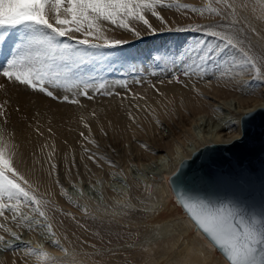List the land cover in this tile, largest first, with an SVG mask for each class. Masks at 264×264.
Returning <instances> with one entry per match:
<instances>
[{"label": "bare ground", "instance_id": "6f19581e", "mask_svg": "<svg viewBox=\"0 0 264 264\" xmlns=\"http://www.w3.org/2000/svg\"><path fill=\"white\" fill-rule=\"evenodd\" d=\"M203 3H204L203 4L204 11L201 14L202 16L200 20L198 19L188 25L183 24L182 26H179V27H172L171 28L172 32L169 31L170 30L169 28L158 25L154 16H152L151 13L149 12V13H146L145 15H146V18H148L149 23L152 25V27L156 29L155 33H151L148 30V28L142 22H139V21L132 22V26L135 27L140 32L139 38L134 36L132 33L126 32L123 30H116L114 32L109 33V35L112 36L113 38H118V39L127 41V43L123 44L119 48H116L110 51V52H115L116 54V59L114 60L116 65L120 68L121 66H123L124 70L126 71H131L133 69L137 71L136 74H131L126 77L117 76V75L105 77L104 80L107 82L108 90L113 93L119 92L120 95H112V96L97 95L95 96L94 100L84 99L83 97L74 95L73 98L81 100V103L79 105H75L72 103H65L63 101H60V102L52 101L42 96L43 95L42 93H37L34 91L30 92L26 90L24 87H20L14 84H9V83L6 84L5 86L7 88L6 90L4 89L5 91L3 90V88H0V104H5V101H7V103L5 104V107L7 110L6 111L7 118L0 120V132L6 133L7 135L5 138L9 139L10 143L14 145V150H15L14 159L16 162V166L18 167L19 171L23 174L27 173L29 175V173H31V174L38 176L36 173L40 171L39 167H41L42 165L40 161L41 157L42 156L44 157V154H45L47 158V155L52 153L53 150L62 149L64 138H68V137L72 138L74 136V133H76L77 131L73 132L72 131L73 128L70 131H68V129L64 130V127H68L70 124L72 127L77 126L76 122L79 120L80 117L77 119V121H75V119L79 115H83V116L85 115L84 117L85 119L86 115L90 116L91 113L96 112L97 114L96 117H97L98 122L111 123V124H105V125H110L111 128L113 127L112 130H114L115 126L122 125L124 117L126 116V115L122 116L124 112L121 113L124 108L126 109L125 104L123 105V102L134 98L135 107L137 104H141L143 102L144 103L146 102L145 104L149 103L150 105H152L153 108L155 109V112L153 111L155 114L154 113L152 114L149 109L145 110L146 107H144L143 110H145L146 112H148L149 110L150 112L148 113H151V114H148V113L146 114L145 111L144 113L147 116L149 115H152L154 117L157 116L156 118H159V119H156V118L155 119L157 121L160 120L158 122L161 124V128H162L160 133L158 134V136L153 138L154 143L150 145V148L147 150L145 148L146 153L144 151V155L148 157V160L152 159L153 160L152 162H157L158 170H159L158 172L159 178L158 179L153 178L147 175L146 173H144L143 177H138V178L129 177L128 187H122V189H120L122 192L121 195L123 197V200L121 201V203H123V206L117 207V208H116V205L115 207H109V205L107 204L108 202H106L107 199L104 201L99 198H88V197L84 198V200H86L84 202L85 203L84 206L83 205L78 206V205H75V203L65 199V197L63 196L64 193L61 192L63 190H61L62 188L60 187V183H56V185H54V184H51V183L49 184L46 182L42 184L43 189H41L40 187V191L43 190L44 192L45 190L54 199L59 200L63 203H67V205L69 206L71 205L73 208H76L80 211L91 210L90 216L92 217L94 216L97 219L91 224L88 222L87 223L85 222V225L83 226L80 223H76L74 221L75 219L72 220L71 217L66 216L67 214L65 215V214L59 213L51 205L47 203L43 204L46 208V211L44 213L48 212L47 215L48 214L50 215L49 217L52 219V222L54 225L53 227H55L54 229H56L57 231L58 237L56 238V241L63 243L65 246L74 248V251L76 252L74 255L76 258L78 257L79 259L81 260L83 259L87 261V263L89 262L91 264H160L162 260H164V264H225V258L223 255H222L223 257L221 258L213 257V253L215 252L216 247L203 234V232L195 226L194 222L188 216L184 218L180 217L177 221H173L172 223H167L165 225H155V226L152 225L155 229L154 232H152L150 230V227H148L147 225L139 224L140 222H143V220L146 217L153 216L154 214H156L158 211L162 210L169 204L171 197L173 195L172 190L170 188V184H169V176L175 170V168L177 167V165L182 159L189 157L196 149H198L199 147L205 144L229 142L233 140L234 138H237L241 133V127H240L241 115L247 111H251L255 108L264 106V82L262 83V78L259 77L260 75L255 74L254 72L255 69H252V71H250L251 69L248 70L247 68H244L243 71H241L238 68L236 69V71H233L234 78L229 79L227 75H226L227 78L224 76L221 77L217 75L215 72L217 70L214 68L211 69L212 67H209L206 71H203V72H196L191 77H184L182 75L184 68L179 66L178 61H177L176 68L173 67V64L171 61L175 57L179 56L183 60H188L189 56H191L194 52L205 49L209 45L216 46L217 44H219L221 49L222 47L225 46V43H221V41L215 37H211L210 35H205L204 34L205 32H208V33L217 32L220 36H226V33H227L226 30L227 31L229 30L230 32L235 31V28H236L235 23L240 18L241 15L256 14L262 17L264 14V0H203ZM249 20L250 19H248V21ZM245 21H247V19ZM186 26L187 27L194 26L195 28H198V29L199 28L202 29L205 26L206 27L210 26V27L207 28L206 30L204 29L203 32H200V31H196V32L180 31L179 32L177 30V29H183V28L187 29L185 28ZM219 26L222 27L221 28L222 30L219 29L220 28ZM174 30L178 31L179 33H174ZM257 33H260V31H257ZM148 37H150V39H147ZM135 42H136V46L133 47L132 44ZM224 48H226V46ZM226 53L224 54L226 55ZM216 61L217 60L214 57L213 63H216ZM217 62L220 63L219 61ZM220 66L218 65V67ZM248 72H251V73H248ZM252 72L253 74H255L254 75L255 79L245 77L247 74H252ZM256 73H258V71ZM175 77L180 78L179 82H176ZM137 81H143V82L137 83ZM169 81H172V82H169ZM0 82H2V79H0ZM241 82H251V83L253 82V84H251L252 86L249 87V89L245 88L241 93L239 92V94H237L235 92H237L238 89L240 88L239 86ZM153 85H155V88H153ZM111 89H114V90H111ZM157 89L159 90V92H157ZM131 93H136V96L133 97ZM65 94H68L67 91L62 92L61 95H65ZM233 94H237L236 99L239 103L246 104L250 102L251 104L245 107L242 106V108L240 107L238 110H235L233 112V117H231L230 119L228 120L223 119L221 121H217L216 124L214 126L212 125L213 127L207 130L206 132L194 133L191 130L192 129L191 125L193 123L213 122L214 118H217L218 111L226 106V100L224 101L223 98L225 99V97L228 96V99H229L230 98L229 95L232 96ZM141 96L144 98L141 99L140 98ZM121 97H125V98L121 99ZM233 101H236V100H232V102ZM94 103L95 105L93 106L92 109H90ZM229 104L231 103L229 102ZM128 107H131V106H128ZM92 110H94V112ZM138 112H141V111H138ZM124 114H127V113H124ZM138 114L141 115V113H138ZM137 115H133V116L136 117ZM143 115L141 116L143 117ZM81 120L78 121L79 124ZM125 120L127 122L129 121L127 119ZM126 121L125 123H127ZM135 121H137V119ZM88 122L90 123L92 121L88 120ZM82 123L83 122L81 121V124ZM92 123L94 124V122ZM133 123L135 124L137 122H133ZM141 123L143 124L144 122H141ZM158 123L155 125L160 126V124ZM79 124L78 126H80ZM150 124L151 123H149V125ZM149 125L145 127L146 131H149L150 129L151 131L149 132H154L155 130L152 129L153 127L149 128L148 127ZM122 126H124V124ZM136 126L137 125H135L134 127ZM137 127L140 128L139 125ZM77 128H80V127H77ZM133 128L131 129L129 128L128 130H132ZM81 129H82V126H81ZM87 131H90V130L88 129ZM92 132H94V130ZM137 132L140 133L138 130H136V133ZM110 133H112V131H110ZM138 133H137V136L139 135V137H142L141 133L140 134ZM91 134H95V133H91ZM175 134L183 135L187 139L191 138V143L185 144L183 142L179 146L177 145L174 148L171 147V144L169 142H170V139L172 140L171 137H173V135ZM101 135L103 136V134H100V137H102ZM151 135H153V133ZM89 136H87L89 139L87 140L86 143L93 142L94 140H96L94 139L93 141H90V138L93 135L91 137ZM146 136L144 135V137ZM71 138H69V140ZM133 138L134 136L132 137V139ZM127 139L125 138V140ZM69 140L67 141L69 142ZM77 141H74V143ZM123 141L124 140H122L121 142ZM107 142L105 144H107ZM142 142H143V139H142ZM150 142H152L151 139H150ZM72 145L73 143L71 144V146ZM91 145L93 144L91 143ZM136 145L138 147V144ZM131 150H132V146H131ZM127 153L125 154V156L128 155ZM53 155L52 156L50 155L51 159H48L49 162L50 160H52ZM86 156L88 157L89 155H86ZM78 158H77V161H78ZM54 161H57V159ZM108 163L110 164V161L107 162V164ZM50 164L52 166V161ZM82 166L84 167V163ZM90 168H93V167H90ZM51 169L53 170V168ZM76 169H78V167ZM46 172H47V169H46ZM55 174L56 173L54 171L53 175ZM47 175H48V172H47ZM33 177L34 176L32 175V178ZM66 177L67 176H65L64 178L66 179ZM96 177H97V174H96ZM96 177H94V180H97L99 184L105 187V178L103 174L99 175L97 178ZM32 178H30V180ZM51 179L49 178L48 180H51ZM66 180H69V179H66ZM58 182H61V181H58ZM36 186L38 187V185ZM107 191H108V187L106 189V192ZM65 193H68V192L65 191ZM142 193L148 195V200H147L148 202L142 205L144 206L145 209H142L140 207L139 208L129 207L130 203L128 202V197L130 195H137V194L142 195ZM41 194L43 195L44 193H41ZM114 201L113 202L110 201V202L114 205L116 204L114 203ZM61 206L63 205L61 204ZM26 207H29V206H26ZM65 208H69V207L67 206ZM16 214L17 213H15V215ZM69 215H72V213ZM18 217H20V215ZM17 218H14V219L16 220ZM85 218L87 217L85 216ZM192 231L193 232L195 231L193 237L191 239H186L188 233ZM49 235L50 234H48V236ZM106 241L114 242V245H112L114 246V248L112 249L114 250L113 252H111V250L109 252V245L107 246ZM30 244H28L27 242L15 241V242H12L10 244L11 247L7 249H5V246H3V249L1 248L2 250L1 249L0 250L1 251L6 250V254L0 258V264H38L44 260H52L55 255L54 252H56V250L60 248V245L55 246L53 243H50L52 246H55V247L44 250V249H41V247L39 249V247H37L39 245L35 246L38 243H36L34 246ZM67 248L63 247L61 248V250L60 249L59 250L63 252L62 249L67 250ZM31 250H35L36 252H39L42 250V251H45L48 255L47 257H41L39 255H34V254H31ZM71 251L72 249L70 250V253ZM65 252L64 254H66ZM67 252L69 253V251ZM70 258H72V256ZM65 260L66 259H64V261L59 260L58 262L55 260L56 262L54 261L53 263H50V264H72L71 262H67ZM83 262L77 261V263L74 262V264H84Z\"/></svg>", "mask_w": 264, "mask_h": 264}, {"label": "snow or ice", "instance_id": "6c2138e0", "mask_svg": "<svg viewBox=\"0 0 264 264\" xmlns=\"http://www.w3.org/2000/svg\"><path fill=\"white\" fill-rule=\"evenodd\" d=\"M158 6L170 5H165L163 0H0V44L7 40L12 30L20 33L10 55L0 64V88L11 83L75 105H79L81 100L72 97L73 91L77 96L89 100H94L96 95H120L119 92L109 91L105 80L92 75V65L102 58V54L106 55L127 43L125 40L113 38L109 35L110 32L123 30L139 38L140 32L132 26L133 21H139L151 33H155L156 29L145 14L150 12L162 23H166L157 10ZM182 7L188 9L191 6ZM191 10L203 11L197 8ZM204 34L219 39L226 44V48L221 49L219 44L209 45L194 52L188 60L179 56L173 58V67L176 68L178 61L179 66L184 68V77H191L196 72L214 67V57L222 62L226 58L224 53L227 48H235L232 39L220 36L217 32ZM229 68H232V64ZM244 68L260 70L246 55L239 70L243 71ZM222 75H227L229 79L234 78L227 72ZM179 79L175 77L176 82ZM53 88L57 91H53ZM60 89H67L68 94L61 95ZM131 95L135 97L136 93ZM5 104H0V117L6 119ZM129 118L135 119L131 113ZM84 126L89 127L87 123ZM6 135L0 132V216L4 215L5 209L14 211L21 203L25 206L43 203L16 166L14 145L5 138ZM88 158L96 159L92 156ZM182 164L183 162L181 166ZM52 168L55 169L56 165L53 164ZM176 195L190 219L222 250L225 264H264V209L252 211L234 198L212 200L182 187H178ZM5 197L17 204L9 208L3 203ZM32 211L40 217H46L39 207H33ZM33 222L44 226L39 220L33 221L27 216L17 221L30 226ZM46 228L49 234L54 235L51 224H47ZM4 230L10 231L7 228ZM10 234L15 239H20L15 232ZM0 243L5 244V249L11 247L3 235H0ZM53 244L56 242L53 241ZM31 254L41 257L48 255L42 250H31Z\"/></svg>", "mask_w": 264, "mask_h": 264}, {"label": "rangeland", "instance_id": "374dc122", "mask_svg": "<svg viewBox=\"0 0 264 264\" xmlns=\"http://www.w3.org/2000/svg\"><path fill=\"white\" fill-rule=\"evenodd\" d=\"M180 2V3H179ZM163 3L165 5H170V6H165V7H160L158 6L157 7V10L161 13V15L164 17V20L166 21V23H162L160 20H158L156 17L155 20L157 21L158 25L162 26V27H167L169 28L170 32L171 31V28L172 27H179V26H182L183 24H191L193 23L194 21L196 20H200L201 18V14L203 13L204 11V3H203V0H163ZM183 3V4H182ZM187 3V4H186ZM189 5V6H192L190 7V9L188 8L187 10H185L182 6L183 5ZM179 5V6H178ZM182 5V6H181ZM195 5V6H194ZM192 8H197V9H203V11H192L191 9ZM181 13V14H180ZM190 16V17H189ZM169 17V18H168ZM189 17V18H188ZM242 18V19H241ZM247 19H250L252 21H245ZM257 19V20H256ZM261 19V20H260ZM244 20V22H243ZM256 20V21H255ZM241 21V22H240ZM261 23H260V22ZM238 22V23H237ZM236 28H235V31H227L226 30V38L228 39H232L233 40V43L235 44V48H228L226 50V55H225V60H223L222 62L219 61L220 63H218L216 61V64L214 67H212L211 69H216L217 71L216 74L221 76V77H226V75H222V73L224 72H227L229 73V75L231 74L232 76L234 75L233 74V71H236V69L239 68L240 65L243 64V61H244V56L246 55L250 60H252L253 63H255L258 67H259V71L258 73H256L257 71L255 70V74L257 75H260L259 77L262 78V83L264 82V14L262 17L256 15V14H243L240 16V18L236 21ZM238 24V25H237ZM247 24V25H246ZM250 24V25H248ZM240 25V26H239ZM253 26V27H252ZM220 27V26H219ZM217 27V28H219ZM187 29H191V30H187L186 32H196L198 28H195L194 26L192 27H185ZM209 27H203L202 29H207ZM222 27H220L219 29H221ZM184 29V28H183ZM193 29V30H192ZM200 29V28H199ZM244 29V30H243ZM22 32V30H20ZM257 31H260V33H257ZM180 32V31H179ZM178 31H175L174 30V33H179ZM200 32H203V31H200ZM262 33V34H261ZM20 33H18L16 30H12L11 31V34L8 36L7 40L3 43V44H0V64H3L6 60V58L10 55L11 51L13 50L14 48V45L17 43V40H18V36H19ZM240 35V36H239ZM151 36V35H150ZM262 36V37H261ZM147 39H150V37H148ZM133 47L136 46V42L132 44ZM226 46V44H225ZM224 46V47H225ZM224 47H222V49H225ZM230 53V54H229ZM229 54V55H228ZM263 56V57H262ZM116 59V54L115 52H109L108 54L104 55L102 54V58L99 59L95 64L92 65V68H91V73L92 75H96L97 76V79H102L104 80L106 76H123V77H126V76H129L131 74H136L137 71L135 69L131 70V71H126L124 70L123 66L118 67L116 65V63L114 62V60ZM235 61V62H234ZM240 61V62H239ZM234 62V63H233ZM239 62V63H238ZM158 63V62H157ZM232 64V68L230 69L229 68V65ZM236 64V65H234ZM218 65H222L220 67H218ZM224 65V66H223ZM234 66V67H233ZM236 67V68H235ZM208 69V68H207ZM226 69V70H225ZM249 70V68H247ZM222 70V71H220ZM252 71V69L250 70ZM231 72V73H230ZM248 73H251V72H248ZM253 74V72H252ZM247 74L245 77L247 78H251L253 79L255 76V74ZM229 78V77H228ZM255 79V78H254ZM252 81V80H251ZM11 84V83H9ZM253 84V82H241L240 83V88L238 89L237 94H239V92L241 93L245 88L246 89H249V87H251ZM249 85V86H247ZM247 86V87H246ZM20 87H24V86H20ZM6 86L5 88H3V90L5 89L6 90ZM25 88V87H24ZM26 90L28 91H32L31 89H28V88H25ZM4 90V91H5ZM53 91H57V89L53 88L52 89ZM111 90H114V89H111ZM60 94H62V92H65L67 91L68 93V90L67 89H60ZM33 92V91H32ZM35 92V91H34ZM37 93H40V92H37ZM93 93H95V89H93ZM43 94V93H42ZM237 94H233L232 96L229 95V98L228 99V96L225 97V99L223 98V100L225 101L226 100V106L222 109H220L218 111V115H217V118H214V121L211 122V123H193L191 125V130L194 132V133H203V132H206L207 130L211 129L217 121H221V120H228L230 119L231 117H233V112L235 110H238L240 107L242 108L245 107V106H249L251 103H246V104H241L237 101ZM72 97L74 95H76V92L73 91L71 93ZM52 101H55V102H60L61 100H56V99H53V98H49L47 97L46 95H42ZM97 96V95H96ZM235 99H234V98ZM227 98V99H226ZM133 100V101H132ZM231 100V101H230ZM232 100H236V101H233ZM99 101V100H98ZM97 101V102H98ZM126 102V103H125ZM135 99L132 98V99H129L127 101H124L123 102V105L125 104V107L126 109L124 108L123 111L121 113H127V114H122V116H125L124 117V120L127 119L129 120L127 123H125V121L123 120V123L122 125L124 124V126L122 125H117L115 126L114 130H112V128L110 127V125H105V124H111V123H101V122H98L97 120V114L96 112H94V110H92L94 112V115L93 113H91L90 116H87L86 115V118L84 119L85 115H79L77 116V118L75 119V121H77V119L79 118V120H81L83 123H87L88 120L89 121H92L94 122V124L92 122H88L87 124L89 125V128L88 127H85L84 125L85 124H81V121H80V124L78 123V121L76 122L77 126H71V124L68 126V127H64V130L68 129V131L72 130L73 128V132L74 131H77L76 133H74V136L71 138V137H68V138H64V143L62 145V149H58V150H53L52 153L48 154L47 155V158H46V155L44 154V157L42 156L41 157V167H39V172L36 173L38 176L34 175V174H31L29 173V175L27 173H24L25 177L27 178L28 177V181L29 183L31 184L32 186V189L35 190V193L38 197H40L39 199H43V203L41 205H28L29 207H26L23 203L19 204V207L14 210V211H10L8 209H5L4 210V215L2 217H0L2 221H0V225H2V227H0V235H3L5 237V241L7 242V244H11L12 242H15V241H22V242H27L28 244L34 246L36 243L35 246L41 247V249H44V250H47V249H51L52 247H55L57 245H60V248H58L56 250L55 255L53 257L52 260H44L38 264H50V263H53L55 260L58 262L59 260L60 261H64V259H66L65 261L67 262H71L72 264L77 263V261L79 262H83L84 264H91V263H87V261L85 260H81L79 259L78 257L76 258L75 257V251H74V248H71V247H68V246H65L63 243H60L58 241H56V238L58 237L57 235V231L56 229H54L55 227H53V222H52V219L49 217L50 215L46 212V217H40L38 213H35L32 211V208L33 207H38L40 206V210L45 212L46 211V208L45 206L43 205L44 203L46 204H49L51 205L52 207H54L55 210H57L59 213H62V214H67L66 216H69L71 217L72 220H74L76 223H80L81 225H85V222L87 223H92L94 221H96L97 219L93 216H90V211L91 210H85V211H80L76 208H73L71 205H67V203H63L59 200H56L54 199L48 192H46L44 190H41L40 191V187L41 189L42 188V184L43 183H51V184H54L56 185V183H60V187L62 188L61 191L62 193H64V197L66 200L68 201H71L73 203H75V205H78V206H84V202L86 200H84L85 197H88V198H99L101 200H106V202H108L107 204L109 205V207H115L116 205V208L117 207H121L123 206V203H121V201L123 200V197H122V192L120 189H122V187H128L129 185V177L130 178H138V177H143L144 176V173H146L147 175L153 177V178H159L158 177V165H157V162H152L153 160L149 159L148 160V157L146 155H144V151L146 153V150L150 148V145H152L154 143V140L153 138H155L156 136H158V134L160 133L161 131V124L158 123L160 120H156V119H159V118H156L157 116H152V115H149L147 116L146 114L148 112L151 111V113L153 114L155 112V109L153 108L152 105H150L149 103L145 104L144 102V105L143 103L141 104H137L136 107H135ZM229 102L231 104H229ZM237 102V103H236ZM137 103V102H136ZM234 103V104H233ZM89 104V103H88ZM134 104V106H133ZM239 104V105H238ZM95 105V103L91 106L90 109L93 108V106ZM127 105V106H126ZM148 105V106H147ZM229 105V106H228ZM237 105V106H236ZM241 105V106H240ZM128 106H131V107H128ZM138 106V107H137ZM232 106V107H230ZM89 107V106H88ZM145 108V110L149 109L148 112H146L145 110H143ZM151 109H150V108ZM236 107V108H235ZM17 108V107H16ZM130 110H129V109ZM134 108V109H133ZM232 108V109H231ZM234 108V109H233ZM137 109V110H136ZM142 109V110H141ZM134 110V111H133ZM131 111V112H130ZM137 111V112H136ZM138 111H141V112H138ZM145 111V113H144ZM154 111V112H153ZM135 112V114H134ZM129 113H131V115H137L138 113H141V115H143V117L138 114L134 120L132 119H128L129 117ZM133 113V114H132ZM151 113H148V114H151ZM90 114V113H89ZM155 114V113H154ZM128 115V117H127ZM140 115V117H139ZM92 116V117H91ZM7 117V116H6ZM89 117V118H88ZM96 117V118H95ZM148 117V118H147ZM154 117V118H153ZM88 118V120H87ZM91 118V119H90ZM93 118V120H92ZM141 118V120H140ZM147 118V119H146ZM156 118V119H155ZM5 118H2L0 117V120H3ZM97 121H96V120ZM137 119V121H135ZM150 119V120H149ZM153 123H152V121ZM139 120V121H138ZM96 121V123H95ZM144 122L143 124L141 122ZM151 121V122H149ZM132 122V123H130ZM133 122H137V123H133ZM156 122V123H155ZM140 123V124H139ZM149 125V123H151L148 127H153L152 129H154L156 131L154 132H149L151 131L149 129V131H146V128L147 125ZM160 124L159 125H155V124ZM78 124L80 126H78ZM99 124V126H98ZM145 124V125H144ZM127 125V126H126ZM133 125V126H132ZM135 125H139V127H134ZM209 125V126H208ZM213 125V126H212ZM81 126H82V129H81ZM142 126V127H141ZM159 126V128H158ZM77 127H80V128H76ZM104 127V128H103ZM117 127V128H116ZM121 127V128H120ZM137 128L136 130H138L140 133H141V136L142 137H139V135L137 136V133H136V130L133 128L132 130H128L129 128ZM71 128V129H69ZM90 131H87L88 129ZM94 132H92L93 130ZM157 128V129H156ZM208 128V129H207ZM107 129V130H106ZM118 129V130H117ZM145 129V130H144ZM159 129V130H158ZM80 130V131H79ZM81 130L82 132L85 134L81 137ZM85 130V131H83ZM120 130V131H119ZM124 130V131H123ZM127 132H126V131ZM134 130V131H133ZM141 130V131H140ZM100 131V132H99ZM107 131V132H106ZM110 131H112V133H110ZM115 133H114V132ZM117 131V132H116ZM119 131V132H118ZM132 133H131V132ZM145 131V133H144ZM81 132V133H80ZM121 132V134H120ZM91 133H95V134H91ZM98 133V134H97ZM103 134V139L102 137H100V134ZM119 133V134H118ZM135 133V135H134ZM138 133V134H140ZM149 133V134H147ZM153 133V135H151ZM155 133V134H154ZM90 136H89V135ZM97 134V135H96ZM106 134V135H105ZM127 134V135H125ZM130 134V135H129ZM132 134L134 136V138L132 139ZM91 137L92 135V140L90 138V141H93V142H87V140L89 139L87 136ZM116 135V136H114ZM125 135V136H124ZM144 135L146 137H144ZM128 136V137H127ZM131 136V137H129ZM152 136V137H151ZM154 136V137H153ZM176 136V137H175ZM183 135H178V134H175L173 135L172 140L170 139V144H171V147H176L177 145H181V143H185V144H190L191 143V138L187 139L185 138L184 136L182 137ZM100 137V138H98ZM118 137V138H117ZM121 137V138H119ZM129 138L127 140H125V138ZM136 137V138H135ZM139 137V138H138ZM69 138H71V142L69 140ZM83 138V139H82ZM85 138V139H84ZM176 138V139H175ZM74 139V140H73ZM76 139V140H75ZM79 139V140H78ZM136 139V140H135ZM140 139V140H139ZM142 139H143V142H142ZM150 139L152 142H150ZM69 140V142L67 141ZM78 140V141H77ZM81 140V141H80ZM108 142H107V141ZM119 140V141H118ZM122 140H124L123 142H121ZM129 140V141H128ZM139 140V141H138ZM74 141H77L74 143ZM97 144H96V142ZM101 141V142H100ZM128 141V142H127ZM85 142V143H84ZM99 142V143H98ZM107 142V144H105ZM115 142V143H113ZM118 142V143H117ZM130 142V143H129ZM134 142V143H133ZM137 142V143H136ZM147 142V143H146ZM151 144H149V143ZM73 143V145L71 146V144ZM82 143V144H79ZM90 143V144H89ZM91 143L93 145H91ZM124 143V144H123ZM126 143V144H125ZM142 143V144H141ZM66 144V145H65ZM87 146H85V145ZM96 144V145H95ZM138 144V147L137 145ZM175 144V145H174ZM70 145V147H69ZM83 145V146H82ZM149 145V146H148ZM67 146V147H66ZM78 146V147H76ZM81 148H80V147ZM91 146V147H90ZM98 146V147H97ZM124 146V147H123ZM128 146V148H127ZM131 146H132V150H131ZM135 146V147H134ZM144 146V147H142ZM90 147V149H89ZM101 147V148H100ZM130 147V149H129ZM137 147V148H136ZM71 150H70V149ZM78 148V149H77ZM86 148V150H85ZM88 148V149H87ZM136 148V150H135ZM144 148V149H143ZM146 148V150H145ZM70 151H69V150ZM140 149V150H139ZM142 149V150H141ZM82 150V151H80ZM84 150V151H83ZM90 150V151H89ZM129 150V151H128ZM134 150V151H133ZM125 151V152H124ZM128 151V153H127ZM56 152V153H54ZM60 152V153H59ZM64 152V153H63ZM67 152V153H66ZM81 152V153H80ZM83 153V154H82ZM128 154L127 156H125V154ZM131 153V154H130ZM135 153V154H134ZM140 153V154H139ZM143 153V154H142ZM55 154V155H53ZM70 154V155H69ZM75 154V155H74ZM77 154V155H76ZM134 154V156H133ZM137 154V155H136ZM143 156H142V155ZM53 155L52 157V160H50V162L48 161V159H51V156ZM69 155V156H68ZM75 157H74V156ZM86 155H89V156H92V157H95L96 159L95 160H92V159H89ZM101 155V156H100ZM123 155V157H122ZM57 156V157H56ZM60 156V157H59ZM85 156V157H84ZM125 156V157H124ZM131 156V157H130ZM145 156V157H144ZM64 157V158H63ZM80 159H79V158ZM122 157V158H121ZM133 157V158H132ZM138 157V158H137ZM46 160H45V159ZM69 158V159H68ZM73 158V159H72ZM75 158V159H74ZM77 158H78V161H77ZM107 158V159H105ZM57 159V161H54V160ZM84 159V160H82ZM110 159V160H109ZM112 159V160H111ZM124 159V160H123ZM69 160V161H68ZM81 160V161H80ZM90 160V161H89ZM106 160V161H105ZM110 161V164L107 162ZM122 160V161H121ZM136 160V161H135ZM146 160V161H145ZM51 161H52V165L55 164L56 165V168L53 169L55 171V175L54 174V171L51 169L52 166H51ZM61 161V162H59ZM47 162V164H46ZM49 162V163H48ZM54 162V163H53ZM59 164H58V163ZM72 162V163H70ZM118 162V163H117ZM148 162V163H147ZM68 163V164H66ZM84 163V167L82 166ZM106 163V164H105ZM138 163V165H137ZM154 163V164H153ZM50 164V165H49ZM89 164V165H88ZM105 164V165H104ZM147 164V165H146ZM67 165V166H66ZM74 165V166H73ZM96 167H95V166ZM99 165V166H98ZM103 165V166H102ZM108 165V166H107ZM44 169H43V167ZM62 166V168H61ZM107 166V167H105ZM126 166V167H125ZM72 167V168H71ZM78 167V169H76ZM90 167H93V168H90ZM96 169H95V168ZM99 167V168H98ZM139 167V168H138ZM47 169V172H48V175H47V172H46V169ZM49 168V169H48ZM59 168V169H58ZM82 168V169H81ZM84 168V169H83ZM115 169V170H114ZM120 169V170H119ZM122 169V170H121ZM60 170V171H59ZM85 170V171H84ZM89 170V172H88ZM97 170V171H96ZM52 171V172H51ZM57 171V172H56ZM84 171V172H82ZM95 171V172H93ZM43 172V173H42ZM126 172V174H125ZM45 173V174H44ZM61 173V174H60ZM87 173V174H86ZM124 173V174H123ZM45 177H44V175ZM88 176H86V175ZM95 174V176H94ZM96 174H97V177L101 174H103L104 178H105V187L107 189L108 187V191L106 192V189L105 187H103L101 184H99L97 182V180H94V177H96ZM99 174V175H98ZM32 175L35 177L32 178ZM75 175V177H74ZM79 175V176H78ZM85 175V177H84ZM30 176V177H29ZM47 176V177H46ZM66 177V179H69V180H66L64 177ZM71 176V177H70ZM87 177V178H86ZM96 177V178H97ZM126 177V178H125ZM128 177V178H127ZM30 178H32L30 180ZM39 178V179H38ZM46 178V179H45ZM51 179V180H48V179ZM54 178V179H53ZM59 178V180H58ZM88 179V180H87ZM127 179V180H126ZM45 180V181H44ZM48 180V181H47ZM94 180V181H93ZM31 181V182H30ZM34 181V182H33ZM37 181V182H36ZM58 181H61V182H58ZM34 183V184H33ZM41 183V184H39ZM98 183V185H97ZM38 185V187L36 186ZM58 185V184H57ZM63 187H62V186ZM108 185V186H107ZM35 186V187H34ZM98 186V187H97ZM68 192V193H65ZM41 193H44L43 195ZM144 193V192H143ZM142 195H130L128 197V202L130 203V206L129 207H140L142 209H145L144 204H146L148 201V195L146 194H143ZM68 194V195H67ZM141 194V193H140ZM120 195V196H119ZM43 196V197H42ZM49 196V197H48ZM51 196V197H50ZM140 196V197H139ZM144 196V198H143ZM81 197V198H80ZM83 197V198H82ZM113 197V199H112ZM139 197V198H138ZM51 198V200H50ZM68 198V199H67ZM45 199V200H44ZM49 199V200H48ZM54 199V200H53ZM79 199V200H78ZM83 199V200H82ZM139 199V200H138ZM53 200V201H52ZM56 200V201H55ZM115 200V201H114ZM131 200V201H130ZM142 200V202H141ZM80 201V202H79ZM82 201V202H81ZM110 201H114V203L116 204H112ZM136 201V202H135ZM144 201V202H143ZM141 202V203H140ZM3 203L7 204L9 206V208H12L13 205L17 204L16 201H8L7 198L5 197L4 200H3ZM63 206H61V204ZM77 203V204H76ZM138 203V204H137ZM140 203V204H139ZM55 206H54V205ZM133 204V205H132ZM65 205V206H64ZM111 205V206H110ZM42 206V208H41ZM57 206V207H56ZM59 206V207H58ZM69 207V208H65V207ZM63 208V209H62ZM43 209V210H42ZM45 209V210H44ZM67 209V210H66ZM69 209V210H68ZM76 209V210H75ZM73 210V211H72ZM94 210V209H93ZM62 211V212H61ZM72 211V212H71ZM72 213V215H69ZM74 212V213H73ZM15 213H17L15 215ZM77 213V214H75ZM82 213V214H81ZM14 215H15V218H17L19 215L20 217H18L16 220L14 219ZM7 216V217H6ZM9 216V217H8ZM23 216H27L29 217L30 219H32L33 221L35 220H39L41 222V225H44V226H40V225H37L35 222H33L31 224V226L28 224V223H17L18 220H21ZM85 216L87 218H85ZM150 217V219H149ZM180 217L184 218L186 217V214H184V212L182 211L181 207L177 204L176 200L174 199V196L172 195L171 197V200L169 202V204L163 208L162 210L158 211L156 214H154L153 216H148L146 217L143 222H140L139 224L141 225H147L148 227H150V230L152 232L155 231L154 227L152 225H165L167 223H172L173 221H177ZM20 218V219H19ZM12 219V220H11ZM78 221H77V220ZM86 219V220H85ZM6 220V221H4ZM15 220V221H14ZM119 220V219H118ZM44 222V223H43ZM17 224V225H16ZM47 224H51L52 225V232L54 233V235L50 234L48 236L49 233H46L48 232L47 231V228H46V225ZM45 227V229H44ZM7 228L9 229L10 231H5L4 229ZM43 228V229H41ZM147 231V229H146ZM11 232H15L16 235L18 237H20L19 240L15 239L14 237L11 236ZM42 232V233H41ZM32 233V234H31ZM195 231L193 232H189L188 235H187V238L186 239H191L194 235ZM31 234V235H30ZM161 234V233H160ZM48 237V238H46ZM50 238V239H49ZM51 241H49V240ZM33 240V241H32ZM29 241V242H28ZM32 241V242H31ZM53 243V241H55L57 244H54L55 246H52L50 243ZM106 244L107 246L109 245V252L111 250V252H113L114 250H112L114 248V242H109V241H106ZM62 245V247H61ZM64 245V246H63ZM3 246H5L4 243H0V249L2 248L3 249ZM117 246V244H116ZM63 247H68L67 250L61 252V248ZM1 249V250H2ZM60 249V250H59ZM65 249V248H64ZM63 249V250H64ZM72 249L71 253H70V250ZM0 250V251H1ZM69 251V253L67 252ZM106 251V250H104ZM64 252L66 254H64ZM74 252V253H72ZM63 253V255H62ZM6 254V250L5 251H1L0 252V258ZM70 254V255H69ZM65 256V257H63ZM67 256V257H66ZM72 256V258H70ZM213 257H218V258H221L223 257L222 254L216 249L215 252L213 253ZM60 258V259H59ZM63 258V259H62ZM68 258V259H67ZM77 260V261H76ZM55 261V262H56ZM160 264H164V260L161 261Z\"/></svg>", "mask_w": 264, "mask_h": 264}, {"label": "water", "instance_id": "95a60500", "mask_svg": "<svg viewBox=\"0 0 264 264\" xmlns=\"http://www.w3.org/2000/svg\"><path fill=\"white\" fill-rule=\"evenodd\" d=\"M240 127L237 138L205 144L179 162L169 176L170 188L179 206L176 194L178 187H182L212 200L234 198L252 211L264 209V106L243 113Z\"/></svg>", "mask_w": 264, "mask_h": 264}]
</instances>
